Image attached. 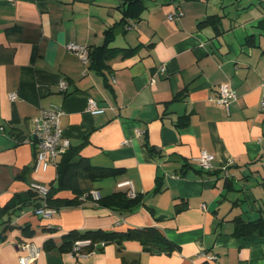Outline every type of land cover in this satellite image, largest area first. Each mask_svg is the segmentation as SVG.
Listing matches in <instances>:
<instances>
[{"label": "crops", "instance_id": "obj_1", "mask_svg": "<svg viewBox=\"0 0 264 264\" xmlns=\"http://www.w3.org/2000/svg\"><path fill=\"white\" fill-rule=\"evenodd\" d=\"M177 9L183 15L168 19ZM210 14L219 24L198 26ZM123 15L111 45L134 51H116L110 71L97 72L66 47L101 44ZM221 83L236 93L227 105L215 100ZM88 98L106 110L87 111ZM262 100L264 0H0V207L32 191L31 181L56 183L57 165L34 169L30 129L41 108H59L70 147L113 171L93 180L79 169L82 193L139 195L133 211L89 199L43 218L33 194L5 214L0 264H20L24 242L40 249L28 264H200L207 254L216 255L213 264H264V231L235 235L233 220L264 216ZM203 150L217 172L197 165ZM145 226L178 247L126 239L80 255L59 248L72 229ZM48 239L55 245L45 248Z\"/></svg>", "mask_w": 264, "mask_h": 264}, {"label": "trees", "instance_id": "obj_2", "mask_svg": "<svg viewBox=\"0 0 264 264\" xmlns=\"http://www.w3.org/2000/svg\"><path fill=\"white\" fill-rule=\"evenodd\" d=\"M131 1V0H124ZM124 13V12H123ZM126 13V11H125ZM218 16L215 14L208 15L206 18L198 22V26H202L207 23H211L217 26ZM125 15L120 20H117L111 26H108L104 30L103 41L99 45L88 47V64L91 68L95 69L97 72L104 74L110 71L109 60L118 50L123 51V55H129L134 51L133 47L120 48L117 46H112L111 41L113 39L114 29L118 24H125ZM151 151L155 150L153 146H149ZM62 157L57 161V178L56 183L50 184L48 194L44 199L43 203L47 206L58 210L61 207L78 205L82 201L80 195L79 183L77 180V172L79 169H84L88 172L91 179H98L105 175L112 173L113 171L92 165L88 159L82 156L79 152L78 147H69L67 151L61 154ZM203 169V168H201ZM208 173L217 172L218 170L203 169ZM224 186L226 189L232 188L231 179L228 176L224 177ZM70 191L71 195H63L60 192ZM34 191H27L26 194H17L14 196L12 201L0 207V241L4 239L3 229L9 226L6 224L8 218L5 214L9 213V209L17 204H23L29 200ZM37 198H42L36 194ZM43 200V198H42ZM100 205H104L114 209H121L122 211H133L139 202V195L135 196L128 195L127 191H115L110 194L100 196L96 201ZM43 203L39 204L42 205ZM38 205V206H39ZM37 207V206H36ZM35 207V208H36ZM234 234L241 236L251 233L254 230L260 232L264 231V216H259L254 220H245L241 217H235L234 219ZM77 239H89L90 243L82 246L81 250L83 252H89L95 249L101 248L104 244L109 242H117L121 244L123 240L126 239H136L141 243L153 247L158 250L172 251L178 246L171 240L167 239L155 226H145L141 228H128L125 231L120 230H103V229H86V230H69L64 234V238L59 245L61 249L70 250ZM55 245L52 239H48L44 242V247L48 248ZM200 264H213L209 260L202 261Z\"/></svg>", "mask_w": 264, "mask_h": 264}, {"label": "built area", "instance_id": "obj_3", "mask_svg": "<svg viewBox=\"0 0 264 264\" xmlns=\"http://www.w3.org/2000/svg\"><path fill=\"white\" fill-rule=\"evenodd\" d=\"M183 15L181 9L174 10L167 14V18L174 20ZM66 47L75 52L84 63L88 62V46L81 43L69 42ZM67 82L61 80L59 87L61 91L67 89ZM11 98H15L16 94L11 93ZM236 97L235 91L227 83H221L218 87V92L215 100L221 105H227L231 100ZM106 106L100 105L97 100L88 98L86 103V110L95 114L103 113L106 110ZM109 108H113L109 106ZM261 110H264V100L261 101ZM62 111L59 108H41L38 114L33 118V124L30 129V141L35 147V170H47L51 165H57L58 156L65 153L70 147L69 139L63 134V130L60 124V117ZM0 130H3V126H0ZM140 135L141 131H137ZM213 154L205 150L201 151L200 155L195 159L198 166L203 169L212 168ZM129 181L121 182L119 185L129 184ZM29 188L36 194L44 199L46 198L49 187L48 185L39 181H31ZM128 195L135 196L136 193L128 189ZM101 196V193L97 189H92L89 192L82 193L80 195L81 201L93 200L97 201ZM55 212V209L47 206L45 202L42 205L34 208V213L43 218H50ZM89 239H77L75 240L71 251L76 255L84 254L81 250L82 246L89 244ZM22 247L26 250V254L19 256L20 264H28L35 260L39 255L40 249L32 242H24ZM207 260L213 262L216 259V255L207 254Z\"/></svg>", "mask_w": 264, "mask_h": 264}]
</instances>
